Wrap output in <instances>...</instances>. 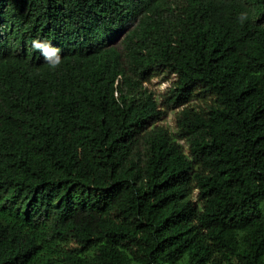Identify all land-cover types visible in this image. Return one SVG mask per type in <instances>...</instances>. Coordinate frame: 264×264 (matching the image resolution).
<instances>
[{
  "label": "trees",
  "instance_id": "1",
  "mask_svg": "<svg viewBox=\"0 0 264 264\" xmlns=\"http://www.w3.org/2000/svg\"><path fill=\"white\" fill-rule=\"evenodd\" d=\"M0 264H264V0H0Z\"/></svg>",
  "mask_w": 264,
  "mask_h": 264
},
{
  "label": "clouds",
  "instance_id": "2",
  "mask_svg": "<svg viewBox=\"0 0 264 264\" xmlns=\"http://www.w3.org/2000/svg\"><path fill=\"white\" fill-rule=\"evenodd\" d=\"M249 19V13L241 11L238 14L239 23L243 24ZM31 47L39 56L43 57L44 62L52 70H55L62 63V50L59 46L54 45L51 41L46 38L36 36L32 38Z\"/></svg>",
  "mask_w": 264,
  "mask_h": 264
},
{
  "label": "rangeland",
  "instance_id": "3",
  "mask_svg": "<svg viewBox=\"0 0 264 264\" xmlns=\"http://www.w3.org/2000/svg\"><path fill=\"white\" fill-rule=\"evenodd\" d=\"M119 39L115 40V43L118 42ZM163 73H159L154 78H152L150 81L146 82V85L151 89L154 90L157 93V96L159 97L166 88H168L172 81L175 79L173 75H171L167 79H163ZM161 108L166 109L167 112L163 116L162 120L159 121L160 124H163L170 132L175 133L176 131V112L182 108V106L179 107H170L167 108L166 105L161 103ZM181 143H184V141H181Z\"/></svg>",
  "mask_w": 264,
  "mask_h": 264
}]
</instances>
